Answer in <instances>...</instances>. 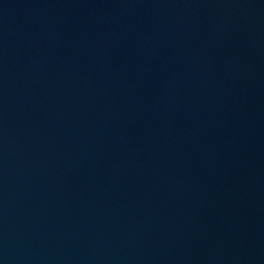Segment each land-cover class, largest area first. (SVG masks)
Masks as SVG:
<instances>
[{"label":"water","instance_id":"obj_1","mask_svg":"<svg viewBox=\"0 0 264 264\" xmlns=\"http://www.w3.org/2000/svg\"><path fill=\"white\" fill-rule=\"evenodd\" d=\"M0 264H264V0H0Z\"/></svg>","mask_w":264,"mask_h":264}]
</instances>
